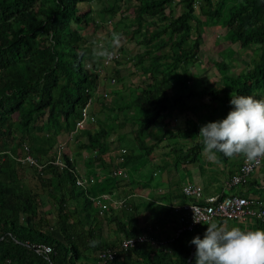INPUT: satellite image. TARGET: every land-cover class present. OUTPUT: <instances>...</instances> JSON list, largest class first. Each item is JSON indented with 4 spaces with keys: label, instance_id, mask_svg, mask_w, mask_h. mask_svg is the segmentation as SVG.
<instances>
[{
    "label": "trees",
    "instance_id": "16d2710c",
    "mask_svg": "<svg viewBox=\"0 0 264 264\" xmlns=\"http://www.w3.org/2000/svg\"><path fill=\"white\" fill-rule=\"evenodd\" d=\"M101 1L0 0V264H195L196 247L188 259L190 241L202 239L207 225L170 240L161 237L156 225L165 219L154 210L160 202L154 200L156 194L143 196L154 168L161 171L170 164L150 162L153 150L167 140L173 169L195 160L204 148L200 128L226 118L231 96H252L258 90L260 98L264 93V0H129L131 15L121 12L118 0ZM93 4L99 7L97 19ZM111 20L109 28L105 21ZM212 27L230 33L238 48L252 56L237 71L222 59L214 61L218 77L196 89V51ZM99 30L102 43L93 38ZM113 34L119 35V44ZM100 45L118 52L111 65L113 82L121 83L118 89L107 80L100 90L101 72L108 67L94 55ZM122 60L132 61L135 71L122 73ZM88 99L93 122L70 137L73 155L61 145L60 163H53V144L63 143L74 129ZM176 116L183 125L175 122ZM31 132H36L34 139ZM189 138L195 141L185 146ZM113 140L123 151L109 155ZM81 151L84 168L79 170L74 155L79 160ZM25 154L41 169L21 161ZM240 159L225 166L226 177ZM147 162L153 173L142 180ZM118 167L124 177L112 173ZM77 177L85 182L77 184ZM255 182L249 177L218 196H264V185ZM102 193L108 197H98ZM119 198H124L123 206H113ZM178 200L187 198L179 194ZM143 211L151 214V223L138 222ZM102 224L112 226V236ZM236 227L264 230V222ZM140 233L155 243L121 247L123 238ZM40 244L49 246V252L35 251ZM107 249L113 258L99 263L100 252Z\"/></svg>",
    "mask_w": 264,
    "mask_h": 264
},
{
    "label": "rangeland",
    "instance_id": "374dc122",
    "mask_svg": "<svg viewBox=\"0 0 264 264\" xmlns=\"http://www.w3.org/2000/svg\"><path fill=\"white\" fill-rule=\"evenodd\" d=\"M113 2H114L113 0H102L100 4L107 5ZM118 4H120L121 9H123L121 10L122 13H126V15L132 14L133 5L130 3L129 0H120V1L118 0ZM173 5L174 4L171 3L170 6L169 7L166 6L164 10L167 11L168 9L173 7ZM91 8L93 9L92 14L96 18L98 15L99 7L93 4ZM80 9L84 10V7H80ZM178 10H179V7L176 6L175 11H178ZM105 18L106 17L104 16V19ZM105 24L109 28H111L112 20L110 23L109 21H105ZM102 33L103 31L99 30L95 35H93V38L94 39L98 38L100 42L102 43L103 37L99 36ZM201 40L203 42L200 45V48H198V50L196 51L197 57H198V61H196V65L198 66L199 70H198V74L194 75L192 78V85L196 89L207 88L208 86L212 84V82L215 81L216 77H218L217 70L215 69L214 64H213L214 61H220L222 59L224 63L228 65L230 71H237L243 68L244 66L248 65V61L250 57L252 56L251 52L243 51L240 48H238V45L235 39L232 36H230V33L225 32L224 29L222 28L219 29V28L212 27L211 29L205 31L204 34H202ZM134 47L136 48V46H132L131 48H129L131 53L133 52ZM139 50H142V47H140ZM112 62L108 64L107 68L103 69V72H102L103 74L100 76V80L98 82L100 85V90L102 89V85H105L106 87L105 82L107 80H108V83H110L109 80L112 78V75H113L112 73L113 71L111 68ZM131 62L132 61L122 60V62H120L118 65V69L122 70V73L129 72V71H132V72L135 71ZM194 70H195L194 67L191 66L190 67L191 73H194ZM109 85H115L114 87H116L117 89L121 87L120 86L121 83L117 81H114L113 83H110ZM257 92L258 90L252 95V97H254L255 99H264L263 91H262L263 95H259L260 98H257ZM174 120L178 124H181V125L184 124L183 119H179L177 118V116ZM94 126H96L95 123H94ZM35 134L36 132H31L30 134L33 139H34ZM38 134L41 135L42 133L38 132ZM112 137L113 136H109V139H112ZM36 138L37 140H39L38 136ZM194 141L195 140L191 138L187 139V142H186L187 145L185 146L191 145L192 142ZM61 142L63 143L53 144V146H55L54 148H56L55 154L56 155L59 154L58 149L60 148L63 149L61 145H65L66 151H68L70 155L71 154L73 155L74 151H76L75 150L76 146L70 139L69 134L66 137H64V141L62 140ZM183 142L185 143L184 140L182 141V144H184ZM167 144H168L167 140L161 141L159 147L153 150V154L151 156L150 162H156V164H160L162 161V164L164 163L166 165L168 162L170 164L166 165L164 168L161 167L162 168L161 171H156V169L154 168L155 175L151 176V182H150L151 186L149 185V188L147 186L145 187L147 190L145 191V194H143V196L149 193L150 195L151 194H163V193H157L156 189L151 190V188H154L153 186L159 185L158 187L161 190L164 188V190L167 191V190H171L173 188L172 187L173 185L176 186V184H179V183H182L188 180L194 181L200 184L203 195L219 193L221 191L228 193V189L225 188L223 184L226 178V172H225L226 170H224V168L225 166L228 167L231 164L236 163L238 161V158L241 155H236L232 158H227V157L224 158L223 154H221V157H219L217 153L218 162L212 163L207 159L206 155L204 154V151H202V152H198L197 158L195 160L188 162L189 164L187 163L180 164L177 169H173L172 164H171L173 155L172 153H169V152L167 153V148H168ZM111 146L113 147H111V149L109 150L108 152L109 155L114 154L119 149L117 147V142L115 140H113ZM80 153L82 157H79L80 158L79 160L77 159L78 157L74 155V158L78 162L77 168L79 170L84 168L83 159L85 158V151H81ZM223 159L225 162L223 161ZM150 162H147L144 165V168L141 170L142 180H145L147 178L146 174L149 175L152 172V164H150ZM263 164L264 162L258 168H256L251 174V177H255V180L259 185H264V180H263L264 166H262ZM158 197H160V195H158ZM148 200H153V199H148ZM148 200L144 199V201L146 202H149ZM161 201L162 202H160V205L156 203L157 207L159 208L157 209L155 208L154 210L159 211L158 216H161L163 219H165V222H162L160 224L157 223L156 227L158 231H162V233H160L161 237H163L164 234H166L167 236H171L176 233L178 224L176 220L173 221V219H170V216L174 217L173 213L170 214L164 211L165 208L163 207L164 205L166 206V202L164 200H161ZM148 219L150 220L149 221L150 223L153 221V219L151 218V214L149 212L143 211L140 214V219L138 222L145 223V220H148ZM213 221L217 222L216 219H214ZM247 222L248 221H245L239 224L242 226H245L247 225L246 224ZM234 225L236 226L237 224L236 223L233 224V222H230L228 220H223V222L221 223V226H226L228 228H231ZM102 226L106 231H109L110 236L113 235L110 231V227L112 226H110L109 228L105 224H102ZM205 231H206V228H203L204 233Z\"/></svg>",
    "mask_w": 264,
    "mask_h": 264
},
{
    "label": "clouds",
    "instance_id": "9594fccd",
    "mask_svg": "<svg viewBox=\"0 0 264 264\" xmlns=\"http://www.w3.org/2000/svg\"><path fill=\"white\" fill-rule=\"evenodd\" d=\"M119 39L118 34H113V42L115 44H119ZM113 54V52H110L103 45H100L98 50H94V55L97 57L111 58ZM230 105L232 106V110L228 112L226 118L220 121L207 123L200 128L199 136L202 138V143L204 145V154L212 163H217V153H222L223 156L227 158L241 155L242 159V156H245L249 162L254 161L258 163L260 158H262V164L264 161V99H255L252 96H231ZM92 122L93 120L86 123V125ZM75 131L76 129L74 126V129L68 133L69 137H71ZM24 149L26 150L27 147L24 146ZM26 155L29 156V154H25V156ZM30 158L34 163H29L25 159L24 161L35 165L37 170H40L41 165L37 164L32 157ZM59 158V154H57L53 163H60ZM239 165L233 173L238 171ZM226 169L227 168L225 167L224 170ZM253 171H251L243 181L251 177ZM231 175L226 177L223 183L227 189L243 182L241 181L236 185L227 186L225 182L231 177ZM212 195H219V193ZM243 196L264 197L250 194ZM178 201L179 200H176L174 202ZM169 205L168 208H170ZM171 213H173L172 210ZM173 214V221H175L176 214ZM228 221L240 225L232 220ZM253 221L255 220L248 221L246 224ZM196 222L200 223L199 221ZM203 225H207L203 238L201 239L199 236H196L190 241L192 244L191 249L196 247L195 264H264V230L257 229L255 231H244L236 226L228 228L226 226H221L211 219L208 220L207 224H202L195 229H200ZM179 233L169 236L168 240L176 237ZM146 242L151 244L155 243H152L149 240ZM90 243L92 246H95L96 241H91ZM163 243L165 244L166 241H163ZM190 257L189 254L188 259Z\"/></svg>",
    "mask_w": 264,
    "mask_h": 264
},
{
    "label": "built area",
    "instance_id": "2783aa9c",
    "mask_svg": "<svg viewBox=\"0 0 264 264\" xmlns=\"http://www.w3.org/2000/svg\"><path fill=\"white\" fill-rule=\"evenodd\" d=\"M113 52L111 58L103 57L102 65L107 66L110 64L117 56L118 53ZM110 83H113V79L109 80ZM89 104V99L86 100L85 104L80 109V118L75 122V129L82 128L86 123L91 122L93 117L87 113V105ZM123 149H119V152H122ZM27 160L29 163H34L32 159L26 155L21 161ZM122 157L120 155L116 156V161H121ZM262 158L259 162H249L245 156H242L238 171L233 173L231 177L225 182L227 186H233L241 181L253 171L256 167L261 164ZM113 174L121 175L124 177V172L121 168H116L112 171ZM81 177L76 178L77 184H83L85 181L80 179ZM180 193L182 196L186 197L185 201H178L170 204V208L173 213L176 214V221L179 226L177 227L176 233L181 231H192L195 228L199 227L202 224H207L208 220H214L218 218L232 220L237 223L251 221V220H260L264 222V197H252V196H243V195H203L202 188L200 184L194 181H185L180 186ZM98 197L107 198L108 195L105 193L100 194ZM94 198H92V201ZM96 202V201H95ZM97 203V202H96ZM113 206L120 207L124 204V198H119L118 200L112 201ZM104 207V205H101ZM199 221L200 223L196 222ZM150 238V239H149ZM149 240L154 242V239L147 236L144 233L136 234L133 237L123 238L120 241V245L123 249L131 247L138 242H144ZM50 247L47 245H36L35 251L47 253L49 252ZM113 253L111 250H103L99 254V263L110 260L113 258Z\"/></svg>",
    "mask_w": 264,
    "mask_h": 264
},
{
    "label": "crops",
    "instance_id": "0c3cea01",
    "mask_svg": "<svg viewBox=\"0 0 264 264\" xmlns=\"http://www.w3.org/2000/svg\"><path fill=\"white\" fill-rule=\"evenodd\" d=\"M189 164V163H187ZM255 178V177H254ZM183 183V182H182ZM256 183V182H255ZM180 185L181 183L179 184H176L173 185L172 189L171 190H164V188L161 190L158 186L156 187V192L157 193H163V194H156V196H154V200H157L158 202H162L161 200H164L166 202V206L168 207V205L170 203H173L174 201L178 200V197H179V190H180ZM255 187H258V186H255ZM260 187V186H259ZM164 191V192H163ZM215 194V193H213ZM158 195H160V197H158ZM209 195H212V194H209ZM170 219H173L174 220V217L170 216ZM170 221V220H169Z\"/></svg>",
    "mask_w": 264,
    "mask_h": 264
},
{
    "label": "water",
    "instance_id": "95a60500",
    "mask_svg": "<svg viewBox=\"0 0 264 264\" xmlns=\"http://www.w3.org/2000/svg\"><path fill=\"white\" fill-rule=\"evenodd\" d=\"M193 254V248L191 249V251H190V256Z\"/></svg>",
    "mask_w": 264,
    "mask_h": 264
}]
</instances>
